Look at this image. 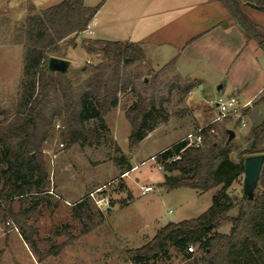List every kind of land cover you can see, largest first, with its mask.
Here are the masks:
<instances>
[{
	"label": "trees",
	"instance_id": "trees-1",
	"mask_svg": "<svg viewBox=\"0 0 264 264\" xmlns=\"http://www.w3.org/2000/svg\"><path fill=\"white\" fill-rule=\"evenodd\" d=\"M218 1L264 49V29L243 9L245 3L264 12V0ZM101 5L88 7L84 0H62L37 12L30 8L18 29L17 43L24 52L17 99L8 109L0 108V222L4 226L15 223L35 253L36 244L25 232L32 209L23 206L44 199L52 187L45 143L56 137L67 147L98 142L107 130L106 115L118 106L121 95L130 94L133 101L124 106V111L131 125L129 145L133 150L157 126L169 121L167 105L173 96L182 101L194 88L177 74L176 57L154 70L147 67L140 44L123 41L96 40L94 45H85L87 53H100L102 58L77 70L74 78L67 72L51 71L49 59L60 57L62 42L68 37L88 28ZM145 76H149L148 81ZM252 106L261 107L262 116L253 120L246 137L248 145L236 158L227 129L220 131L216 124L204 129L203 146L180 140L156 156L167 173L162 184L168 190H214L212 204L195 218L167 223L149 242L127 250L130 261H168L174 249L185 256L186 264H264V191L260 189L264 185V165L252 199L229 193L244 176L246 157L264 154V89ZM90 121L94 126L88 125ZM177 155L180 159L173 161ZM16 200L22 207L17 211ZM84 200L73 207L83 206ZM232 210L237 213L231 214ZM225 224L228 231H220ZM190 245L195 246V252L188 251ZM56 253L52 250L48 254Z\"/></svg>",
	"mask_w": 264,
	"mask_h": 264
},
{
	"label": "rangeland",
	"instance_id": "rangeland-1",
	"mask_svg": "<svg viewBox=\"0 0 264 264\" xmlns=\"http://www.w3.org/2000/svg\"><path fill=\"white\" fill-rule=\"evenodd\" d=\"M105 1L86 0L85 5L94 7ZM37 2L39 8L44 9L50 2L58 1ZM0 6V108L8 109L17 99L23 68L24 51L17 43L18 29L29 13L23 0H0ZM246 12L264 28V12L256 8L246 9ZM95 34L88 32L84 38L79 33L62 42L59 56L70 62L67 71L70 77L74 78L77 70L101 60L100 53H87L85 45H94L88 37L109 38V33ZM250 51L253 48L246 49L242 58L240 75H229L243 84L258 69V64L264 66V57L257 63ZM142 69L145 72L146 68ZM262 76L256 77L255 84L246 85L240 96L242 92H254ZM148 80L149 76H145V81ZM227 80L229 84L230 78ZM216 89L207 81L197 89L193 100L200 96L205 102L192 114L182 111L183 107L178 106L176 98L172 99L167 105L171 113L169 121L160 124L133 150L129 145L131 125L124 111V106L133 101L130 94L121 95L118 106L106 115L107 130L98 142L76 143L70 147L59 137L46 142L44 148L50 164L52 187L44 199H35L23 206L32 209L25 232L35 242L38 253L24 240L15 223L4 226L0 222V264H134L127 258V250L143 246L169 222L195 218L205 212L212 204L214 190L198 192L190 187L168 190L162 184L167 173L157 163L156 156L192 131L196 120L201 123L203 118L219 116L215 106L218 98ZM229 93L227 85L219 95L228 99ZM245 98L240 97L241 102H245ZM246 109L241 108L243 115L248 113L244 115V126L237 115L214 123L220 131H235L236 136L231 140L235 148L233 158L248 145L246 137L254 124L255 108ZM94 124V121L88 122L89 126ZM127 167L132 169L126 172ZM243 180L244 176L233 184L229 190L231 196H242ZM147 185H151L153 190L143 194L142 189ZM260 189L264 191V185ZM80 200L85 201L83 206L73 207ZM126 201L128 204L125 205ZM84 207L85 213L79 214ZM20 208L16 200L14 209ZM236 213L237 210L231 211L233 215ZM228 229V224L219 228L223 232ZM52 250H57V253L49 255ZM171 253L170 260L158 259L152 264L187 263L181 252L172 249Z\"/></svg>",
	"mask_w": 264,
	"mask_h": 264
},
{
	"label": "crops",
	"instance_id": "crops-1",
	"mask_svg": "<svg viewBox=\"0 0 264 264\" xmlns=\"http://www.w3.org/2000/svg\"><path fill=\"white\" fill-rule=\"evenodd\" d=\"M23 1L26 2L29 13L30 8L35 12L42 10L37 1L41 4L45 1L47 4L52 0ZM57 1L50 2L46 6L55 5L62 0ZM84 1L86 3V0ZM249 8L254 7L243 4L246 14V9ZM102 14L104 17H101ZM239 24L218 0H106L88 28L81 33L83 37L88 32L109 33L107 34L109 38L88 37L93 41L111 40L140 44L146 54L147 66L154 70H159L176 57L177 74L194 84L193 90L182 101H179L177 95L173 96L178 106L183 107L182 111L192 114L201 109L205 100L199 95L197 100H193V96L207 81L211 86L217 87V97L222 99L219 92L228 85L230 93L227 98L235 96L240 104H247L246 107H250L249 111L255 108L256 114L253 120H258L262 116V109L253 107L252 104L264 89V66L258 64V69L244 84L229 77L230 73L234 74L233 77L240 75L246 49L253 48L250 53L257 63L259 58L264 57V49L261 48L259 41L249 36ZM259 74L263 76L258 88L252 93L242 92L240 96L242 89L255 84ZM228 78H230L229 84ZM220 85L221 88L218 89ZM240 97L241 99L246 97L245 102H241ZM215 106L217 107L216 102ZM213 120L214 118H203L201 123L196 120L195 128L176 142Z\"/></svg>",
	"mask_w": 264,
	"mask_h": 264
},
{
	"label": "water",
	"instance_id": "water-1",
	"mask_svg": "<svg viewBox=\"0 0 264 264\" xmlns=\"http://www.w3.org/2000/svg\"><path fill=\"white\" fill-rule=\"evenodd\" d=\"M240 25V24H239ZM48 67L53 72L66 73L70 67L67 59L53 56L48 61ZM221 88V85L218 89ZM229 135L228 141L235 138L236 133L232 129H227ZM264 165V154H256L247 156L244 162V180H243V196L252 199L255 189L258 186L262 168Z\"/></svg>",
	"mask_w": 264,
	"mask_h": 264
},
{
	"label": "built area",
	"instance_id": "built-area-1",
	"mask_svg": "<svg viewBox=\"0 0 264 264\" xmlns=\"http://www.w3.org/2000/svg\"><path fill=\"white\" fill-rule=\"evenodd\" d=\"M216 105H217V108L219 110V116L216 117L210 123L206 124L205 126L198 128L195 132L187 135L183 140H187L188 145L203 146L204 145V143H203V135H204L203 131H204V129L206 127L210 126L211 124H214L216 121H218L221 118H225V117L231 116V115H237L240 117L242 125L243 126L246 125L244 115L241 113V108L246 107L247 104H240L239 101L237 100V98L235 96H232L228 99L218 98V100L216 101ZM210 131L214 132V129L212 128ZM43 151L46 152L45 148ZM178 159H180V155L173 157L172 160L175 161ZM152 190H153V187L151 185H147V186L143 187L142 193L145 194V193H148ZM195 250H196V248L194 245H190L188 247L189 252H195Z\"/></svg>",
	"mask_w": 264,
	"mask_h": 264
}]
</instances>
